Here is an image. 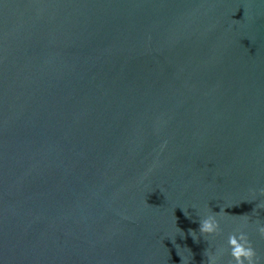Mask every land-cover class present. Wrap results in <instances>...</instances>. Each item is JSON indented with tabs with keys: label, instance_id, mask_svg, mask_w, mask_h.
<instances>
[{
	"label": "water",
	"instance_id": "1",
	"mask_svg": "<svg viewBox=\"0 0 264 264\" xmlns=\"http://www.w3.org/2000/svg\"><path fill=\"white\" fill-rule=\"evenodd\" d=\"M261 189L264 0H0V264H206Z\"/></svg>",
	"mask_w": 264,
	"mask_h": 264
},
{
	"label": "clouds",
	"instance_id": "2",
	"mask_svg": "<svg viewBox=\"0 0 264 264\" xmlns=\"http://www.w3.org/2000/svg\"><path fill=\"white\" fill-rule=\"evenodd\" d=\"M260 192L261 195H264V189H261ZM228 207H231V205ZM225 208H221V211L219 212L211 210L200 217L199 234L195 230H191V235L197 240V242L199 241L200 235L206 239H214L222 234L221 214H228L224 211ZM256 208L264 209V203L259 202L256 205ZM185 214L189 215L186 212ZM249 229L255 231L260 236H264V219L257 218L251 223L246 219L239 227L227 236L226 245H214L212 240H208L210 242V247L205 251L207 257L206 264H224L222 258L225 253H228L231 256V259L227 264H260L259 257L257 256L252 240L250 239ZM184 261L185 258L182 257V264H184Z\"/></svg>",
	"mask_w": 264,
	"mask_h": 264
}]
</instances>
